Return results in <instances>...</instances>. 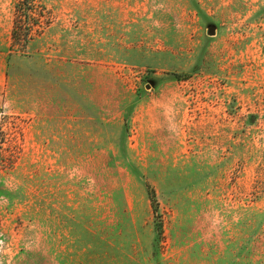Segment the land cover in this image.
Masks as SVG:
<instances>
[{
  "label": "rangeland",
  "instance_id": "rangeland-1",
  "mask_svg": "<svg viewBox=\"0 0 264 264\" xmlns=\"http://www.w3.org/2000/svg\"><path fill=\"white\" fill-rule=\"evenodd\" d=\"M0 264H264V0H0Z\"/></svg>",
  "mask_w": 264,
  "mask_h": 264
},
{
  "label": "trees",
  "instance_id": "trees-1",
  "mask_svg": "<svg viewBox=\"0 0 264 264\" xmlns=\"http://www.w3.org/2000/svg\"><path fill=\"white\" fill-rule=\"evenodd\" d=\"M17 7L22 8L20 3L17 4ZM33 19V15L30 11H26L23 16L21 14L20 17H17L12 33L13 43H19L23 47L26 46L25 44L29 42L31 36L33 35L32 29L36 25L35 23H37V25H40L38 21L35 22ZM153 205L156 209L157 205L155 198H153Z\"/></svg>",
  "mask_w": 264,
  "mask_h": 264
},
{
  "label": "water",
  "instance_id": "water-1",
  "mask_svg": "<svg viewBox=\"0 0 264 264\" xmlns=\"http://www.w3.org/2000/svg\"><path fill=\"white\" fill-rule=\"evenodd\" d=\"M215 31H216L215 25H209V27H208V34L209 35H214L215 34Z\"/></svg>",
  "mask_w": 264,
  "mask_h": 264
}]
</instances>
